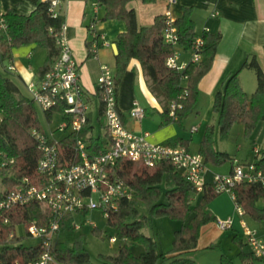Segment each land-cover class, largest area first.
<instances>
[{
	"label": "trees",
	"instance_id": "16d2710c",
	"mask_svg": "<svg viewBox=\"0 0 264 264\" xmlns=\"http://www.w3.org/2000/svg\"><path fill=\"white\" fill-rule=\"evenodd\" d=\"M30 1L34 9L29 14L13 9L5 11L8 28L6 32L0 30V59L2 62L11 61L13 49L22 45L35 44L44 48L46 57L37 69L38 79L54 66L59 56L60 47L54 32L61 28L65 17L64 13L57 17L52 16L48 10V0ZM130 1L97 0L105 9L103 19L124 20L127 24V28L115 39L118 46L115 59L116 80H121L133 58L138 59L151 82L150 85L152 84V90L163 100L165 120H174L184 126V121L197 107L200 82L213 66L222 34L204 31L202 35L206 42L202 59L199 62H190L182 70L171 68L166 64V58L173 53L174 46L163 40L164 14L156 16L152 24L138 25L134 9L128 7ZM192 12L191 6H183V13L177 18L180 43L185 48L191 46L197 34ZM91 43L92 41L89 46ZM10 66H6L8 71H11ZM242 68L253 69L258 84L255 91L247 92L242 85L240 71H237L229 75L216 92L213 111L218 116V131L223 138L237 122L243 123L244 135L250 137L259 122L264 119V70L255 54L246 59ZM26 91L13 76L5 74L0 68V150L15 158V163L0 166L3 185L0 188V198L19 184L22 177L27 176L33 181L43 179V175L37 171L41 150L31 129H45L39 117V106ZM173 100L181 103L176 109V119L169 115ZM62 110L63 105L60 104L44 112L51 121L54 114ZM93 128L91 118L88 117L82 132H71L62 138L60 166H69L80 160L75 150V141L79 136H86L89 147L94 152L105 147L107 140L101 134H93ZM167 141L171 144H186L182 137H172ZM199 152L203 154L206 163L217 166L234 159L229 152L217 147L216 124L211 121L205 126ZM259 153L261 156L252 162L264 170V149ZM116 173L127 180L133 189V196L120 198L118 210L107 217L108 225L113 229L110 236L117 237L118 249L113 253H99L100 263H95L87 249V236L84 232H78L72 242L58 235L53 245L56 260L62 264H198L188 253L198 248L202 227L217 219L208 208L209 203L220 194L215 190L213 181H206L202 190H198L170 161L148 166L125 157L118 159ZM234 192V201L244 208L245 214L254 221L264 222V205L260 204V201L264 200V183L259 180H244L237 183ZM163 195L166 200L162 199ZM198 195L200 196L194 203L193 198ZM87 214L88 210L82 211L79 216L67 214L61 220L60 234L79 230L75 229V221L84 223ZM158 216H169L182 221L181 226L174 231L173 244L168 251L160 249L156 236L147 235L142 231L144 227L151 226L153 219ZM6 218L8 222H5ZM50 219V211L37 200L3 210L0 213V262L10 264L18 259L26 263L37 258L42 252V242L25 244L24 236L17 234L16 226L29 225L32 220H36L39 225H45ZM92 231L100 236L104 233L98 225L92 227ZM27 235L31 236L28 232ZM233 240L244 247L243 238L238 234H234ZM136 243L144 246V250L139 254L133 250ZM214 245L211 243L208 247ZM240 255L245 264L256 259L251 251L244 248ZM226 260L228 259L223 256V262L234 264L232 260Z\"/></svg>",
	"mask_w": 264,
	"mask_h": 264
},
{
	"label": "built area",
	"instance_id": "2783aa9c",
	"mask_svg": "<svg viewBox=\"0 0 264 264\" xmlns=\"http://www.w3.org/2000/svg\"><path fill=\"white\" fill-rule=\"evenodd\" d=\"M48 1V10L52 16L57 17L63 13V0ZM177 2L178 0H168L169 7L164 13L163 40L174 46L173 53L166 58V64L171 68L182 70L190 62H199L202 59L206 41L202 33H197L189 47L190 58L180 60L178 17L171 9V6ZM98 4L96 2V7ZM4 13L5 11L0 8V30L6 32L8 24ZM94 27L95 21L90 24V29ZM66 30L67 25L64 21L61 28L54 32L56 42L60 47V53L54 66L42 77L30 80L26 84L28 93L43 110L63 105V110L59 112L63 119L57 127L63 135L56 137L54 132L57 129L52 130L51 134L46 130L32 128L31 133L41 150L37 171L43 175V179L33 181L27 176L22 177L19 184L0 198V213L3 210L37 200L50 211L51 219L45 225H39L36 220L26 225L27 232L42 242L41 254L26 263L17 259L10 264H62L55 258L53 245L60 233L61 220L67 214L73 213L79 216L84 210H88V214L92 210H99L102 216L109 217L112 212L118 210L120 198H131L133 196L132 186L116 173V163L121 157L140 161L148 166L170 161L198 190H202L206 182L207 163L201 152L192 151L184 144L153 142L149 139L148 131L137 132L127 126L118 106L115 68L108 62L101 63L98 76V87L108 134L106 145L94 152L89 147L90 143L86 136H79L75 141V150L80 160L69 166H60L62 138L71 132H82L90 111V104L80 82L79 65L74 57ZM51 31H53L52 28ZM99 37H101L102 44H110L104 35L96 33V39L92 41L89 48L90 54L95 57L98 56ZM180 106L181 103L177 100L171 102L169 115L173 119L177 118L176 109ZM130 115L137 120H142L146 115L145 108L135 103L130 109ZM195 129H197L196 126L193 127V130ZM258 151L257 149V154ZM13 163H15V158L0 150V166ZM244 180H259L264 183V170L259 169L252 161H240L234 158L232 170L227 173H214L212 181L217 192H229L235 200L234 187ZM235 204L240 214L242 236L251 252L264 264V237L246 219L244 208L236 202ZM88 214L84 223L80 220L75 221V229H80L85 224L92 227L97 226L93 219L88 218ZM217 221L222 230L234 226L232 217L219 218ZM5 222H8L7 218ZM109 239L111 243L117 241L115 235L110 236Z\"/></svg>",
	"mask_w": 264,
	"mask_h": 264
},
{
	"label": "crops",
	"instance_id": "0c3cea01",
	"mask_svg": "<svg viewBox=\"0 0 264 264\" xmlns=\"http://www.w3.org/2000/svg\"><path fill=\"white\" fill-rule=\"evenodd\" d=\"M96 2L97 0H63L62 11L67 25V37L79 65L80 82L90 104L88 116L94 125L93 134H101L107 140V126L104 124L102 127L101 121V115L104 113L99 94L98 76L100 65L103 62H108L115 68L118 51H115L113 44L117 35L127 28V24L124 20L103 19L104 6L99 3L96 7ZM183 6L193 8L192 18L195 21L196 33L208 31L209 33L220 32L222 34L213 66L200 82L199 102L203 98L209 100L207 113H204L198 125L193 124L188 132L184 131L185 125L181 126L174 120H165L163 100L152 90L149 78L141 62L136 58L130 61L121 80L117 81V100L123 120L129 128L137 132L148 131L149 139L153 142H168L167 140L172 137H182L186 141L184 145L192 151L199 152L205 126L210 122L208 118L213 110L214 97L226 78L240 71V79L247 92L252 93L257 87L255 71L251 68H242V66L246 59L255 54L264 70V0H178L175 5L171 6L177 17L182 15ZM128 7L134 9L138 25H148L154 22L156 16L165 13L169 3L168 0H131ZM0 8L4 11L13 9L19 13L29 14L33 11L34 5L30 0H0ZM93 21H95V27L90 29V24ZM96 33L104 35L110 42L109 45H105L101 43V37L98 38L100 46L97 57L90 55L89 52V42L96 39ZM179 49L180 60H188L191 56L189 48H185L181 44ZM45 57L44 48L38 50L35 44L15 47L13 58L8 65L12 66L9 70L16 77V81L19 84L22 82L24 89L27 90L26 84L30 80L37 79V69L44 62ZM245 69L252 70L253 74L251 72L244 74ZM95 100L96 102L98 100V104ZM135 103L145 108L146 115L142 120H137L130 115V109ZM151 109L153 110L151 111ZM95 120L99 123L98 133H95ZM194 126L197 129L193 130ZM230 161V168L224 171L218 170V168L226 163L221 166L207 163L206 181L213 180V175L216 172H230L233 166V161ZM218 197L219 195L208 206L211 204L214 206ZM217 210L218 212L215 213L217 219L214 222L215 230L211 231L209 224H206L202 227L201 234L208 230L214 236H218L223 231L218 226L219 218L232 217L234 220L232 228L236 227L237 214L228 213L220 206L217 207ZM255 226L257 227V225ZM236 234L242 237L240 232L236 231ZM243 241L246 245L244 238ZM246 250L251 251L250 247Z\"/></svg>",
	"mask_w": 264,
	"mask_h": 264
},
{
	"label": "rangeland",
	"instance_id": "374dc122",
	"mask_svg": "<svg viewBox=\"0 0 264 264\" xmlns=\"http://www.w3.org/2000/svg\"><path fill=\"white\" fill-rule=\"evenodd\" d=\"M42 48L38 47V50ZM45 50V49H44ZM46 52V50H45ZM10 64L9 60L1 61L0 59V68L7 75L13 76L14 79L16 77L11 71L6 69V66ZM253 74L252 70L245 69L244 74L250 73ZM253 76V75H252ZM20 82V81H19ZM151 83V82H150ZM152 85V84H151ZM21 88L25 91L22 82H20ZM248 88V85L246 84ZM27 92V91H26ZM96 102V100H95ZM98 102V100H97ZM96 102V103H97ZM209 100L203 98L197 105L196 110L191 113V115L184 121V131H190V128L193 124L198 125L200 122L202 115L207 113L209 104ZM98 104V103H97ZM153 109H151L152 111ZM211 112V111H210ZM156 115V114H155ZM39 117L44 129L52 134V130L57 129L60 122L62 121V116L59 113L54 114L53 119L49 121L46 117L44 110L39 107ZM217 114L212 110L210 113L209 121L214 122L216 124V145L219 149L229 152L233 157H237L242 161H255L260 156L261 153L257 155L255 149H264V119L259 122L257 127L254 129L252 135L250 137H246L244 135V125L242 122L235 123L228 135L223 138L220 136L218 131L217 124ZM101 121L103 124H106V117L104 114L101 115ZM95 124V133L99 131V123L97 120L94 121ZM104 130V128H103ZM54 135L56 137H61L63 132L59 129L55 130ZM217 166V165H216ZM221 166V165H220ZM231 166V161H227L224 166L218 168V170H228ZM2 180L0 177V188L2 187ZM200 195L193 198V202L195 203L197 198ZM163 200H166V196H162ZM214 206H208L212 213L218 212L217 207L220 206L224 210H227L228 213L237 214L238 223L235 224L236 227L228 228L219 233L218 236H214L210 231L203 232L198 240L197 249L192 250L188 253V256L194 258L198 264H227L222 261V257L224 256L228 260H232L234 264H245L241 258L240 251L242 248L249 249L248 244L242 247L238 242L233 240L234 234L240 232L242 234V227L240 226V214L236 211V205L232 198V195L229 192H222L219 194V197L215 200ZM260 204L264 205V200L260 201ZM250 224L257 225L259 233L262 237H264V223L260 221H254L248 215L245 216ZM88 218L93 219L96 224L103 229L104 233L102 236L97 235L92 231V226L89 224L83 225V227L79 230L75 231H66L63 234L59 233L61 237L66 239L68 242H72L75 235L78 232H84L87 236V249L90 253L91 259L95 263H100V259L98 257L99 253H113L118 249V243H111L110 235L113 233V229L108 225L107 217L101 215L99 210H92L88 214ZM215 221L209 222V229L212 231L215 230ZM182 224L181 220L172 219L169 216H158L153 219V224L148 227H144L142 231L150 236H156L160 242V249L162 251H168L173 244L174 239V231L178 229ZM16 231L18 235L24 236L23 242L28 245L35 244L39 241L37 237L28 236L27 229L25 224H18L16 226ZM239 236V235H238ZM241 236V235H240ZM243 237V236H242ZM244 238V237H243ZM214 243L215 245L212 247H208L209 244ZM133 250L136 254L141 253L144 250V246L142 244L136 243L133 245ZM226 260V261H228ZM167 264V262L163 263ZM249 264H263L261 260L256 258L251 261Z\"/></svg>",
	"mask_w": 264,
	"mask_h": 264
},
{
	"label": "water",
	"instance_id": "95a60500",
	"mask_svg": "<svg viewBox=\"0 0 264 264\" xmlns=\"http://www.w3.org/2000/svg\"><path fill=\"white\" fill-rule=\"evenodd\" d=\"M113 47H114L115 51L117 52L118 51V47H117V43L116 42H114Z\"/></svg>",
	"mask_w": 264,
	"mask_h": 264
}]
</instances>
